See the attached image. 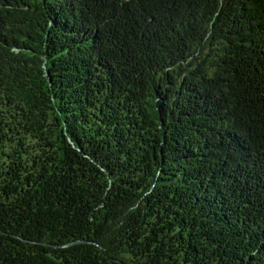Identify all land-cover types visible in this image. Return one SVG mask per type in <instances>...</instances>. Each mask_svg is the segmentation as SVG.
<instances>
[{"label": "trees", "instance_id": "16d2710c", "mask_svg": "<svg viewBox=\"0 0 264 264\" xmlns=\"http://www.w3.org/2000/svg\"><path fill=\"white\" fill-rule=\"evenodd\" d=\"M0 264H264V0H0Z\"/></svg>", "mask_w": 264, "mask_h": 264}]
</instances>
